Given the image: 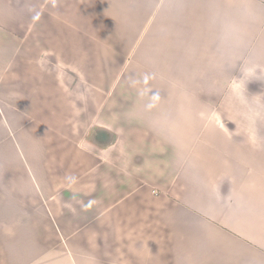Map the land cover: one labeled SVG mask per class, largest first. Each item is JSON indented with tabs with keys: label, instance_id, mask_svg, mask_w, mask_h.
Instances as JSON below:
<instances>
[{
	"label": "crops",
	"instance_id": "obj_1",
	"mask_svg": "<svg viewBox=\"0 0 264 264\" xmlns=\"http://www.w3.org/2000/svg\"><path fill=\"white\" fill-rule=\"evenodd\" d=\"M96 46L160 83L70 138ZM3 160L0 264H264V0H0Z\"/></svg>",
	"mask_w": 264,
	"mask_h": 264
},
{
	"label": "rangeland",
	"instance_id": "obj_2",
	"mask_svg": "<svg viewBox=\"0 0 264 264\" xmlns=\"http://www.w3.org/2000/svg\"><path fill=\"white\" fill-rule=\"evenodd\" d=\"M67 36H69V34ZM123 51L124 55H121L120 50L101 49L97 48V46L91 49H83L80 51V63H84L85 61L86 63H88V65L84 67L81 64L80 77L84 80L81 79L80 82H77V84L79 85V89L81 90L78 91V93L81 96L75 98H66L65 100L66 106H73L78 110V112H75L74 115H72V113H65V116L67 117V119H65V129L68 130L66 134H68L70 138L76 137L78 134H80L81 136L86 134V136L88 135V138L93 136L95 128L94 126H92L91 128L89 127L91 122H93V118H99V120L104 119L103 121L108 122L110 126L114 125V129L116 130L115 123H117V120H120L117 117L119 116V113H117L116 108L118 109L120 106L125 105V102L127 101L126 97H123L122 94L125 95L127 94V92L131 93L133 90L142 87H147L149 89L158 88V84L160 82H143V77L146 76V74L144 73L148 72V68H152V66H142L141 64L139 65L137 64L136 60L130 63V61L134 57L133 50ZM101 52H108V54L110 55L105 60V57L101 56ZM194 56L197 57L198 55L193 54V57ZM89 71L90 73L97 75V79L102 78V80H97L96 82L94 80H88ZM106 77H108L110 81L105 80L104 78ZM68 83L66 82V84L70 88H74L75 82ZM202 86L203 83L193 81V87L202 88ZM76 87L77 86H75V88ZM45 99H47L46 104H50V98ZM72 124H75L76 128L77 126H81V129L76 130L75 132L72 131L73 129H68L69 127L72 128ZM87 128H89V130H87ZM100 128L101 127L97 128V130H99ZM117 131L120 132L119 129ZM96 132L95 135L97 136ZM107 134L109 138L110 135L114 137L117 136L114 130L112 131V134ZM95 135L94 137H96ZM99 136L103 138L105 137V135ZM4 157L6 158V156ZM6 163L7 162L3 160L0 162V166H2L3 164L6 166ZM5 169L9 168L6 167Z\"/></svg>",
	"mask_w": 264,
	"mask_h": 264
}]
</instances>
